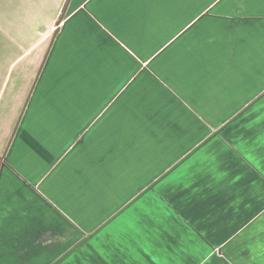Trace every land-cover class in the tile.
Instances as JSON below:
<instances>
[{
    "label": "crops",
    "instance_id": "1",
    "mask_svg": "<svg viewBox=\"0 0 264 264\" xmlns=\"http://www.w3.org/2000/svg\"><path fill=\"white\" fill-rule=\"evenodd\" d=\"M133 7L149 82L68 111L51 159H3L0 264H264V0Z\"/></svg>",
    "mask_w": 264,
    "mask_h": 264
},
{
    "label": "rangeland",
    "instance_id": "2",
    "mask_svg": "<svg viewBox=\"0 0 264 264\" xmlns=\"http://www.w3.org/2000/svg\"><path fill=\"white\" fill-rule=\"evenodd\" d=\"M64 2L10 0L12 8H0V154L6 147ZM133 4L134 0L71 1L4 159L16 162L51 159L57 152L67 150L69 129H65L74 127L68 126L64 119L68 111L75 117L101 111L105 104L95 100L103 99L104 95L116 97L123 89L116 86L117 80H133L138 66L145 70L140 81L147 85L149 59L133 50L143 48L148 42L139 38L148 29L147 16L144 14L137 19V8ZM161 8L159 11L157 8L158 13L150 8L151 12L155 10V14L150 13L149 21L155 15L156 31L162 27L157 19L161 11H165ZM221 10L226 15L233 14V8ZM210 12L208 9L204 15H211ZM241 14L242 8L236 9V17ZM3 25L9 34L2 31ZM14 36L18 38L9 39ZM131 92L130 87L124 97L130 99ZM53 135L58 137L52 140ZM37 139L49 140L44 155L40 154L41 144L36 146Z\"/></svg>",
    "mask_w": 264,
    "mask_h": 264
},
{
    "label": "water",
    "instance_id": "3",
    "mask_svg": "<svg viewBox=\"0 0 264 264\" xmlns=\"http://www.w3.org/2000/svg\"><path fill=\"white\" fill-rule=\"evenodd\" d=\"M70 1L71 0H65L63 9H62L59 17L55 21L56 28L53 31L52 35H51L50 41H49V43L47 45V48H46L45 53H44V55L42 57V60H41V62L39 64V66H38V69L36 71V74L34 76V79H33L32 83H31V85L29 87V90H28L27 94H26V97H25L24 102L22 104V107H21V110L19 112V115H18V117H17V119H16V121L14 123L13 129H12V131L10 133V136L8 138V141L6 143V147H5L4 151L0 154V167H1L2 161H3L4 157H5V154H6L7 150H8V148H9L12 140H13V137H14L16 131H17V128L19 126V123L21 121V118H22V116L24 114V111H25V109L27 107V104H28V102L30 100V97H31V95L33 93V90H34V88L36 86V83H37L38 78H39V76L41 74V71H42V69L44 67V64H45V62L47 60V57H48L49 52L51 50V47L53 45L54 39H55V37H56L59 29H60V25H61V23H62V21H63V19L65 17V14L67 12L68 7H69Z\"/></svg>",
    "mask_w": 264,
    "mask_h": 264
}]
</instances>
